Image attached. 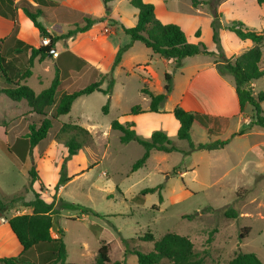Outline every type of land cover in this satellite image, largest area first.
Segmentation results:
<instances>
[{
	"label": "rangeland",
	"instance_id": "1",
	"mask_svg": "<svg viewBox=\"0 0 264 264\" xmlns=\"http://www.w3.org/2000/svg\"><path fill=\"white\" fill-rule=\"evenodd\" d=\"M167 1L170 14L163 19L168 21L166 24L182 25L191 43L199 41L207 48L213 45L211 18L217 10L222 24V52L231 61L235 59L231 55L242 54L248 46L254 47V43L240 40L229 27L243 23L249 31L264 34V6H260L256 0H227L221 4L219 0H199V10L193 7L190 0ZM74 16L73 21L77 25L83 24L80 15ZM198 30L202 34L200 38L196 37ZM123 42V46L129 44L130 37L127 36ZM57 49L64 51L67 47L63 42ZM261 51L260 67L264 69V46ZM52 53L53 57L58 56L56 51ZM148 54L155 55L142 43H137L128 59L135 56V61L142 63L148 59ZM217 60V57L208 55L188 57L181 67L169 66L167 69L159 61L154 65L158 77L155 75L148 86L144 83L146 75L133 67V63L114 70V57L112 67L107 63L102 70L103 74H107L102 89H107L111 79L114 81L111 94L96 92L80 97L73 104L71 112L61 118L63 123L87 129L92 136L83 149L87 170L83 169L85 172L79 176L80 171L73 172L70 175L73 179L63 187L61 193L59 190L56 194L54 188L43 184L40 189L45 202L50 203L55 197L56 205L62 199L93 211L84 213L80 208L63 209L53 216L51 234L57 233L58 236L54 238H58V230L64 232L68 263L94 264L102 243H110L112 261L138 264L135 252L149 253L154 246L153 242L144 240L145 235L152 234L155 240H159L169 232L189 238L195 252L202 258V264H230L240 252L253 253L264 263V128L254 124L256 113L252 107H246L243 113L237 111L234 77L225 70L224 64L217 65L223 70L218 72L230 87H219V81L210 76L211 84H216L213 91L216 100L231 102L233 107L229 108V112L235 111L226 117H215L211 123V133L197 124L191 129L195 145L230 139L225 148L217 151L190 152L188 142L177 138L179 123L174 116L150 113L151 99L142 93L143 88L155 92L158 88L156 79L165 83V74H171L177 90L174 99L164 103L163 110L172 111L184 82L183 69L191 73L199 68V64H213ZM52 70L51 76L54 75V67ZM51 76L49 72L42 74V87L36 78L31 79L28 85L40 92L49 87ZM71 84L67 83L63 89L73 92L89 83L79 77L75 84ZM253 88L256 97L264 92V78L257 81ZM3 100L0 97V103ZM108 102L109 112L105 115L103 107ZM135 105H140L142 111L148 113L131 120L130 112ZM261 105L264 116V102ZM115 120L121 123L134 121L136 132L143 139H150L154 131H164L184 153L153 151L145 166L132 172L133 165L144 155L145 149L135 141L121 143V133L111 128ZM3 131L4 128H0V195H12L5 199L12 207L7 213L9 217L27 215L28 208L23 203L26 198L34 197L30 192L27 171L32 163L26 166L18 159L12 142L3 138ZM75 134L80 137L79 142L86 141L83 135L68 130L61 138H57L55 133L51 134L36 148L43 158L44 149L58 143L59 161L62 150L64 154L67 151L64 143ZM58 161L56 166L61 165L62 159ZM78 168L75 166V170ZM159 185L162 203L159 192L147 194L143 203L134 199L142 190ZM16 198L21 201L18 207L12 202ZM230 209L237 212L236 219L225 216ZM8 215L2 214V217ZM242 234L245 235L243 239ZM31 259L34 261L36 256L31 254ZM160 264L170 263L163 260Z\"/></svg>",
	"mask_w": 264,
	"mask_h": 264
},
{
	"label": "trees",
	"instance_id": "2",
	"mask_svg": "<svg viewBox=\"0 0 264 264\" xmlns=\"http://www.w3.org/2000/svg\"><path fill=\"white\" fill-rule=\"evenodd\" d=\"M38 3V7L34 6L29 0H0V14L4 17H9L16 21L17 9L20 8L28 19L33 23L39 31L41 37L50 40L49 45L41 46L39 48L29 47L31 56L28 60V68L19 75L17 80H11L7 75V70L4 67L6 62L0 57V79L2 80L0 92L8 99L14 102L26 101L30 111L25 115L29 122V134L27 140L29 144L30 153L39 146L41 142L46 140L49 135L54 134L57 138H61L68 130H74L86 138L85 142H79L80 137L71 135L69 140L64 143L66 148V155L62 158L59 169V181L55 186L56 194L61 187L68 184L73 177L68 175V162L76 156L81 150L87 147V144L92 140L90 132L76 124L63 123L61 117L68 115L77 99L83 96L91 95L95 92H101L105 95H110L114 81L111 79L107 89H101L103 80H94L87 86L74 90L73 92L62 90L66 84L62 83L59 69H56L55 77L51 85L36 93L33 88L23 83L29 79L33 72L34 60L39 57L40 61L46 58L53 57L55 44L60 39H69L78 33L87 32L93 25L103 22L105 18H91L83 17L80 13H73L80 15L83 20L82 26L76 25L74 30H70L63 36L53 37L47 31L40 18L44 16L40 5H53L52 2L46 0H33ZM106 5V14H110V9L107 4L113 0H103ZM194 8H197L201 2L199 0H190ZM227 0H219V4ZM260 6H264V0H256ZM131 6L138 10V22L134 28H124V33L130 37L131 42L126 46L121 47L115 57L113 69L119 66L122 61L124 53L131 47L134 42L142 43L146 48L152 50L164 58L168 63L176 67H181L183 60L194 56H214L219 60L217 65L224 64L225 70L234 77L235 91L239 102L240 112L243 113L246 107H252L256 113V121L254 124L258 127L264 128V116L262 103L264 102V92L255 96L252 83L254 81L264 78V69L260 67L262 61L261 48L264 46V34L249 31L244 27L243 23H237L229 27L237 37L242 41H251L255 46L243 54L236 57L234 60L227 59L222 52V38H221V16L217 10L213 12L211 28L213 33V42L217 46V51H210L202 42L196 44L190 43L183 29L177 24H163L155 14V7L151 3H146L145 0H131ZM72 19L76 16L73 17ZM111 23H113L111 21ZM196 37H200V30L196 32ZM4 40H0V49ZM220 72V67H217ZM223 74V73H222ZM164 93L154 94L148 89L143 88L142 93L147 95L150 99V113H160L163 104L167 97L173 91V76L166 73L164 76ZM105 115L109 112V102L103 107ZM145 113L142 111L140 105H135L130 114L139 115ZM173 115L179 122L180 126L177 131V138L182 141H187L189 144V151H217L225 148L230 139L216 140L210 143H201L195 145L191 137L192 126L197 124L208 133H211V123L215 119L207 114L186 111L181 106H176L173 110ZM31 115V116H30ZM218 119V118H217ZM0 128H4L0 125ZM112 130L121 133V143L126 144L132 141L140 144L144 149V155L133 165L132 172H136L145 166L153 151L163 152L166 154L173 152H182L169 139L168 135L161 130L154 131L150 139L141 138L136 130L135 123L126 122L121 123L118 120L112 122ZM4 132V131H3ZM233 137H231L232 139ZM184 153V152H182ZM29 188L35 182L39 181V175L36 170V165L33 163L28 171ZM161 186L155 188H146L142 190L134 199L144 202V197L147 194L159 192L160 202H163V196L160 193ZM34 199L29 202H24L23 206L31 209L32 213L27 215H15L9 219V224L12 231L17 236L19 242L23 246V252L16 257L0 258V264H72L68 263V253L64 238V232L58 230L60 235L54 238L51 234L53 228V216L63 209H77L80 208L84 213L93 212L89 208L82 207L73 203L66 202L61 199L59 205H56V199L51 203L45 202L40 193L33 191ZM9 196L0 195V214L10 213L11 206L5 202ZM11 197V196H10ZM14 197V195H13ZM16 197V196H15ZM12 202L21 203L19 198L13 199ZM225 216L229 219H236L238 214L235 210L230 209L226 211ZM190 217V216H187ZM248 232V230H246ZM245 235H241L243 239ZM145 241L154 243L153 250L149 253L135 252L138 255V264H160L163 260H167L170 264H202L200 258L194 250L193 243L189 238L178 235L176 233H166L159 240H155L152 234H147L144 237ZM112 246L110 243H102L98 250L94 264H124L122 261H112L110 258ZM31 254L36 256L33 261ZM230 264H264L253 253H238L230 261Z\"/></svg>",
	"mask_w": 264,
	"mask_h": 264
},
{
	"label": "crops",
	"instance_id": "3",
	"mask_svg": "<svg viewBox=\"0 0 264 264\" xmlns=\"http://www.w3.org/2000/svg\"><path fill=\"white\" fill-rule=\"evenodd\" d=\"M29 1H31L34 6L38 7V3L34 2L33 0ZM46 1L52 2L53 5H40V8L44 12V16L40 18V21L44 24L47 31L53 37L63 36L70 30H74L76 28L77 22L73 21L72 19L73 13H80L83 17L105 18V20L93 25L92 28L87 32L78 33L69 39L58 40L54 48V51L58 53V56L53 58L48 57L44 61H40L39 57H37L34 60V66L32 67V76L23 83L28 85L31 79L36 78L39 85L42 87V74L44 73L45 75L47 72H49L51 76L52 74L50 72L53 71V67L55 71L54 75L51 76L52 78L50 85L55 77L56 69H59L60 71L62 83H72L71 86L77 82L79 77H83V79H85L89 84L96 79L99 80L104 76L106 77L107 74H103L102 70L107 66V63L110 65L112 64V60L114 57H116L115 55L117 54L118 50L123 47L125 43L123 41L127 35L123 31V27L127 29L134 28L138 22V10L131 6V0L110 1L107 4V7L110 9L109 15L106 14V5L103 0ZM145 2L154 5L156 17L161 22H163V24L168 23L167 20H163L167 19L170 14L169 2L167 0H145ZM195 9L199 10V8ZM111 21L113 23H111ZM79 26H82V24ZM178 26L183 29L182 25ZM201 35L202 34L200 31V37ZM211 39L213 44L212 46H208L207 42H204L210 51L216 52L217 46L214 44L213 38ZM0 40H4L0 49V57L6 61L3 65L7 70V75L11 80H17L19 75H21V73H23L28 68V60L31 56V50L29 47H41L43 38L30 19H28L23 11L18 8L16 21L0 14ZM63 42L67 49L64 51L58 50L57 47ZM137 43L140 42H134L131 44V47L124 53L121 63L114 70L123 68L127 63H133L132 66L138 69L139 72H144L146 75V78H144V83L149 86L152 84L153 77L155 75L158 77L157 72L154 70V65H157L159 61L164 66V69L174 65L168 63L164 58L156 54H148V59L142 63L140 61H135V56H130L128 59V56L131 54L132 50L136 48ZM251 48H253V46H248L245 51ZM148 50L150 49L148 48ZM239 55L241 54H233L230 57L234 59ZM184 63L185 61H183V64ZM203 64L204 65L202 66L199 64V68H197L195 71H192L191 73H187L186 69H183L184 72L182 74V78L184 82L181 86L180 92L178 93L175 107L181 106L186 111L199 112L212 117H226L228 113H232L235 110L229 112V108L233 107L231 102L226 103L225 100L218 98L216 100L217 96L213 92L216 90V84H211L210 76L213 80L216 79L219 81L218 86L221 88L229 86L230 84L222 79L220 73L218 72L216 62L213 64L210 62ZM257 81L252 83L253 87L256 85ZM0 83H2L1 79ZM156 83L158 88L155 92L149 88L146 89L156 95L164 93V83L158 79H156ZM176 90L177 84L175 79H173V91L167 97L166 101L169 99H174ZM62 91L65 92L67 90L64 88ZM35 92L40 93L36 90ZM4 96L5 95L3 93H0V97L4 99L3 102L0 103V125L4 126V133L2 136L3 138L12 142V147L15 149L18 159L22 161L23 164H27L26 166H28L30 163H34L36 165V170L40 176V180L33 184L32 190H30V192L33 194V196V191L40 193L42 184L44 186L46 185L51 188H55L60 178L59 169L58 166H56V161H58V149L56 146H58V143H55L56 146L45 148L43 158L41 157L39 149L37 148H35L32 153H30L27 140V135L29 134V122L25 118V115L29 113L30 108L28 107L26 101L14 102L10 99H6ZM19 105H21V107H19ZM237 106V111H240L238 98ZM163 109L164 104L161 108V111L166 113L160 112L152 114L173 115V110L166 111ZM145 113L132 115V117H129V119H135L136 117H139ZM126 122L135 123L134 121L130 120ZM177 129H179V127ZM48 137H50V135ZM64 152L65 151L62 150V155L60 156L59 161L62 159L61 157L66 155ZM31 166L27 167V171H29ZM75 166H78L79 168L75 170ZM86 167V158L84 156L83 150H81L68 162V175L70 176L73 172L78 171H80L78 176L82 175L85 172L83 169ZM43 174L45 175V178ZM62 189L63 187L60 188V193ZM3 195L12 196L6 194ZM33 199L26 198V202L32 201ZM16 205L18 207V205L20 206V203H17ZM27 211L29 214L32 213L31 209H28ZM5 215L8 214L6 213ZM11 217L8 215V217L6 216L0 218V258L16 257L23 252V246L10 227L9 219ZM57 236V233H53V237Z\"/></svg>",
	"mask_w": 264,
	"mask_h": 264
},
{
	"label": "built area",
	"instance_id": "4",
	"mask_svg": "<svg viewBox=\"0 0 264 264\" xmlns=\"http://www.w3.org/2000/svg\"><path fill=\"white\" fill-rule=\"evenodd\" d=\"M49 43H50V40L48 39V38H46V39H44L43 41H42V46H47V45H49ZM56 55V54H55Z\"/></svg>",
	"mask_w": 264,
	"mask_h": 264
},
{
	"label": "water",
	"instance_id": "5",
	"mask_svg": "<svg viewBox=\"0 0 264 264\" xmlns=\"http://www.w3.org/2000/svg\"><path fill=\"white\" fill-rule=\"evenodd\" d=\"M0 218H2V214H0Z\"/></svg>",
	"mask_w": 264,
	"mask_h": 264
}]
</instances>
